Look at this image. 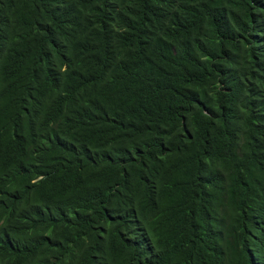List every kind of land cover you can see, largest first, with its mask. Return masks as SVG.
Instances as JSON below:
<instances>
[{
	"label": "trees",
	"instance_id": "obj_1",
	"mask_svg": "<svg viewBox=\"0 0 264 264\" xmlns=\"http://www.w3.org/2000/svg\"><path fill=\"white\" fill-rule=\"evenodd\" d=\"M0 264H264V0H0Z\"/></svg>",
	"mask_w": 264,
	"mask_h": 264
}]
</instances>
